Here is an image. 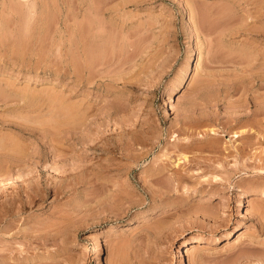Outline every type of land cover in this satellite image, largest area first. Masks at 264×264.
Returning a JSON list of instances; mask_svg holds the SVG:
<instances>
[{"label": "rangeland", "instance_id": "1", "mask_svg": "<svg viewBox=\"0 0 264 264\" xmlns=\"http://www.w3.org/2000/svg\"><path fill=\"white\" fill-rule=\"evenodd\" d=\"M261 189L264 0H0V264H264Z\"/></svg>", "mask_w": 264, "mask_h": 264}, {"label": "bare ground", "instance_id": "2", "mask_svg": "<svg viewBox=\"0 0 264 264\" xmlns=\"http://www.w3.org/2000/svg\"><path fill=\"white\" fill-rule=\"evenodd\" d=\"M200 10L196 7V8H193L192 9V17H196L195 15H197L198 13H200L199 12ZM201 14H202V12H201ZM200 17V16H199ZM198 19V18H197ZM203 18H202V15H201V20L199 19V20H197L196 21V19H195V21H194V27L196 28V30L197 31H199L200 29H201V24L203 23H205V22H207V20L204 22L203 20H202ZM205 20V19H204ZM200 21V22H199ZM204 26V25H203ZM87 29V32L86 33H83V35H82V48H83V52L86 54V55H88V56H91L90 54H92V58H90V59H94L93 58V54L95 55V53H96V55L95 56H97L98 54H99V51H98V48H99V45H100V41H101V39H99V40H96V37H97V35L99 36V34L97 33V34H94V36H93V39H92V36H91V39H89V32H90V30H88V27L86 28ZM85 31V30H84ZM83 31V32H84ZM112 35V34H111ZM109 36V35H108ZM102 37V36H101ZM105 38H107V37H105ZM110 38V37H109ZM103 39V38H102ZM113 39V38H112ZM115 39V38H114ZM94 40V42H92V41ZM106 40V39H105ZM105 40H104V42H105ZM116 40V39H115ZM91 41V42H90ZM109 41V40H108ZM107 41V42H108ZM112 41V40H111ZM115 42V41H114ZM106 43V42H105ZM112 43V46H113V42H111ZM81 44V43H80ZM101 44H103V43H101ZM106 45V44H105ZM104 45V46H105ZM108 46L109 45H111V44H107ZM106 45V46H107ZM103 46V45H102ZM105 46V47H106ZM111 46V47H112ZM104 47V48H105ZM108 49H109V47H107ZM107 48L106 49H104V51L105 50H107ZM93 49V50H92ZM100 49H101V47H100ZM99 49V50H100ZM103 50V49H102ZM111 50V49H110ZM107 52V51H106ZM98 53V54H97ZM100 53H104V52H100ZM87 56V57H88ZM94 56V57H95ZM99 56V55H98ZM89 59V60H90ZM88 60V59H87ZM89 60L88 61H86V62H88L89 63ZM94 61V60H93ZM92 63V62H91ZM90 63V64H91ZM214 133H215V131H214V129H211ZM253 131H254V129H253ZM252 131V132H253ZM248 137H249V135L248 134H246ZM245 135V136H246ZM255 159H256V156H255ZM36 177V175H30L29 173L28 174H23V173H20L19 175H17V182H18V184H21V185H23V184H30L31 183V181L34 179ZM37 193V192H36ZM251 193H259V194H261V195H263L264 196V189H261V190H254V191H252ZM33 198H34V196H33ZM242 199L240 200V205H242ZM7 204V203H6ZM8 205V204H7ZM6 206V205H5ZM131 227H130V225H124L123 226V229L122 230H129ZM101 243H100V241L99 240H97V243H96V246H99ZM189 250V248L188 249H184V247H181V249H180V253H182V254H184L185 253V251H188Z\"/></svg>", "mask_w": 264, "mask_h": 264}]
</instances>
